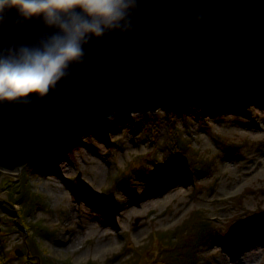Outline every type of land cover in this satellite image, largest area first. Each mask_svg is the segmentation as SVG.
<instances>
[{
  "label": "rangeland",
  "instance_id": "rangeland-1",
  "mask_svg": "<svg viewBox=\"0 0 264 264\" xmlns=\"http://www.w3.org/2000/svg\"><path fill=\"white\" fill-rule=\"evenodd\" d=\"M175 108L114 111L73 133L44 160L24 163L16 179L9 172L18 170L0 168L2 262L157 264L168 249L197 243L190 248L194 261L181 264H264L262 242L244 243L248 235L258 238V230L264 234V97L205 114ZM174 127L188 139L179 165L186 155L199 163L211 159V166L201 176L169 171L154 182L151 158L165 157ZM230 141L236 145L225 149ZM78 173L87 183L83 192L73 190ZM109 194L119 203L98 206ZM130 198L139 205L128 211ZM112 216L118 226H109ZM236 235L241 241L225 248Z\"/></svg>",
  "mask_w": 264,
  "mask_h": 264
},
{
  "label": "water",
  "instance_id": "water-1",
  "mask_svg": "<svg viewBox=\"0 0 264 264\" xmlns=\"http://www.w3.org/2000/svg\"><path fill=\"white\" fill-rule=\"evenodd\" d=\"M135 24L93 39L87 59L47 95L0 102V168L18 170L12 179L24 163L114 111L176 107L264 73V0H141ZM33 26L7 25L0 41ZM76 181L87 187L80 173Z\"/></svg>",
  "mask_w": 264,
  "mask_h": 264
},
{
  "label": "clouds",
  "instance_id": "clouds-1",
  "mask_svg": "<svg viewBox=\"0 0 264 264\" xmlns=\"http://www.w3.org/2000/svg\"><path fill=\"white\" fill-rule=\"evenodd\" d=\"M141 0H0V29L34 26L0 41V102L43 97L87 59V45L135 29ZM203 10L195 14L197 21Z\"/></svg>",
  "mask_w": 264,
  "mask_h": 264
},
{
  "label": "trees",
  "instance_id": "trees-1",
  "mask_svg": "<svg viewBox=\"0 0 264 264\" xmlns=\"http://www.w3.org/2000/svg\"><path fill=\"white\" fill-rule=\"evenodd\" d=\"M220 95H222L220 93ZM220 95H216L214 93H203L200 94L197 98L192 99L189 103L190 107H199V106H203V105H207L209 106L210 104H214V103H218V101L220 102V99H222L221 101L224 102L223 97H220ZM229 98V97H228ZM182 134L181 133H177L175 131V129H171L170 134L167 138V140L165 141L167 146H169V148H167L166 151V155L165 158L163 160H158L157 162L154 160V171L151 172V176L154 182H157V179L161 180L163 175H165L168 170L165 169V166L168 167H172L171 169L175 172L177 169H179L180 171H182V174L185 173V171H191L192 170H198L199 172H202L204 169H207L208 167H210L209 162H211L210 159H207L205 161H202L201 163H193V161L191 160V158L186 157V155H184V164L179 165L178 161L176 160V155L177 154H182L183 151L186 150L187 144L186 141L182 139ZM181 141L182 144L180 145L178 142ZM223 142V139H222ZM225 143H231V142H225ZM228 144H225L224 146L226 147ZM193 163V164H192ZM184 165V167H183ZM191 165V166H190ZM164 166V167H163ZM180 173V172H177ZM73 186L75 188L78 189V187L76 186V183L73 184ZM15 191H13L14 194ZM111 195V194H109ZM23 196V195H21ZM117 202V199L113 198V196H107L106 197V204H115ZM22 223V222H21ZM20 223V224H21ZM202 227V226H199ZM190 229V228H189ZM193 230L190 229V232H192ZM197 233H199V229L197 231ZM171 251L175 252V255H171L169 256L168 253H171ZM190 254V255H189ZM191 254H193V252L190 251L189 249H183L182 251L179 249H175V250H169V251H165L164 255H166L169 261H172L176 264H181V262L183 261H189V259H191ZM0 264H6V261H4V263L2 262V260L0 259Z\"/></svg>",
  "mask_w": 264,
  "mask_h": 264
},
{
  "label": "bare ground",
  "instance_id": "bare-ground-1",
  "mask_svg": "<svg viewBox=\"0 0 264 264\" xmlns=\"http://www.w3.org/2000/svg\"><path fill=\"white\" fill-rule=\"evenodd\" d=\"M192 98H194V97H192ZM191 98V99H192ZM173 129H175V127L173 128ZM134 204H137V205H139L138 204V202H137V200H136V198H130V199H128V200H126L125 201V206L126 205H130V207L128 208V211H131V210H133L134 209V207H133V205ZM123 205H124V202H123ZM111 216V215H110ZM106 221V220H105ZM108 221V223H109V226H118V223H117V221L113 218V216L111 217V219H108L107 220ZM255 239H257V238H255ZM232 246V243H228L227 245H226V248H228V247H231ZM235 256H229V258L230 259H233ZM228 264V263H227ZM230 264H235V262H232V263H230Z\"/></svg>",
  "mask_w": 264,
  "mask_h": 264
}]
</instances>
